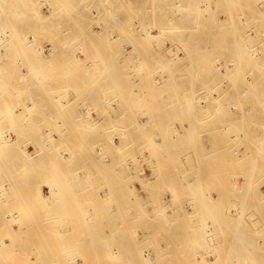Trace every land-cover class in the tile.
<instances>
[{
    "label": "rangeland",
    "instance_id": "374dc122",
    "mask_svg": "<svg viewBox=\"0 0 264 264\" xmlns=\"http://www.w3.org/2000/svg\"><path fill=\"white\" fill-rule=\"evenodd\" d=\"M18 2L0 264H264V0Z\"/></svg>",
    "mask_w": 264,
    "mask_h": 264
},
{
    "label": "bare ground",
    "instance_id": "6f19581e",
    "mask_svg": "<svg viewBox=\"0 0 264 264\" xmlns=\"http://www.w3.org/2000/svg\"><path fill=\"white\" fill-rule=\"evenodd\" d=\"M37 3H39V2H37ZM19 2H18V0H0V38H1V36L2 37H4V39H3V41H5V40H7V41H11L12 39H13V37H15V35H16V33H17V30L15 29V24L17 23V21H18V19H17V16H18V8H19ZM26 19L28 20V19H30V20H36V18L34 17V13H30V14H28L27 15V17H26ZM74 19V22H77V20H76V18H73ZM80 20V19H79ZM82 20L83 19H81V22H82ZM71 23L73 22V20H69ZM84 21V20H83ZM31 22V21H30ZM75 24V23H74ZM82 24V23H81ZM28 28H29V26H28ZM183 36H185V35H180V36H178V38L177 39H182V37ZM192 37V36H191ZM182 40H187L186 42H192V38H190V36H187L186 38H184V39H182ZM190 40V41H189ZM14 41V39L12 40V42ZM219 45L220 46H225V44L220 40L219 42ZM13 44H15V41L13 42ZM16 44H18L19 46H21L20 45V43H16ZM183 46H185V47H188L189 49H187L188 51H190V52H193V53H195V56L193 57V58H189L187 61H188V64H189V66H188V68L185 70V72L186 73H188V72H192V73H194L195 75H197V72H198V68H199V60L202 58V55H203V58H204V55L206 54H203L204 52H202V51H200L199 49H197V47L194 45V46H192V48H196V49H194L195 50V52H194V50L190 47V44L189 43H184L183 44ZM0 47H1V44H0ZM6 53L7 54H9V55H12L14 52H13V50H11V49H8L7 51H6ZM144 56H146V58H147V56H148V54H146L145 53V55ZM201 57V58H200ZM196 72V73H195ZM194 74H192V75H194ZM242 81H244V79L242 80ZM245 83V82H244ZM243 83V84H244ZM12 81L10 80L9 81V83H2V82H0V88H3V89H5L4 91H8V89L12 86ZM256 96V93L255 94H253L252 96ZM256 99V98H255ZM258 100H259V98H258ZM258 102V101H257ZM261 159L260 160V162H257V163H254L255 161V159L257 160V159ZM262 158L263 157H257L256 156V158L254 157V159H253V162H252V166L254 167V166H257V164L258 163H260L261 164V161H262ZM259 161V160H258ZM213 158H208V159H206V160H204V165L205 164H207V165H205L204 167L207 169V171L210 173V171H212V167H213ZM219 164V163H218ZM259 166V165H258ZM66 197H67V194H66ZM69 197V196H68ZM196 198L199 200L200 199V201H202V210H203V202H204V197L202 196V195H200V194H196ZM65 205H67L66 203L64 204V206L63 207H65ZM69 205V204H68ZM61 206H62V204H61ZM60 206V207H61ZM68 208V207H67ZM68 214V213H67ZM202 215L203 216H205V212H204V210L202 211ZM237 222V221H236ZM235 222V223H236ZM247 222V220L246 219H241L240 220V222H239V224L241 225L239 228V230H237V228L238 227H236V228H234L235 229V233H237V231H238V233L239 232H241V233H239V234H235V233H232V235H231V237H235L234 239H235V242L237 243V241H238V243H239V245H240V247L243 249V246L245 245L244 243H245V236H241V234H243V231H245L244 230V223H246ZM232 230H233V228H232ZM231 229L229 230V232H230V234H231V231H232ZM227 231V230H226ZM227 233V232H226ZM227 234H229V233H227ZM236 235H238V236H236ZM227 237V236H226ZM225 237V238H226ZM230 237V236H229ZM90 241H93V239L95 240L96 239V235H91L90 236ZM230 239V238H229ZM231 240V239H230ZM229 240V241H230ZM234 242V240H233V238H232V243ZM234 242V243H235ZM226 247L228 246V244H230L231 242H227L226 241ZM88 245V247L89 246H91V243H85V245L84 244H82L81 245V247H85V246H87ZM231 245V244H230ZM237 245V244H236ZM234 248L235 250H236V246H234V245H231L230 247L228 246V248ZM239 247V246H238ZM239 247V248H240ZM238 248V249H239ZM227 248H225V250H223L224 251V254H225V252H226V254H232V253H235V252H237V251H233V252H231V253H229V252H227V250H226ZM237 249V250H238ZM241 249V250H242Z\"/></svg>",
    "mask_w": 264,
    "mask_h": 264
}]
</instances>
